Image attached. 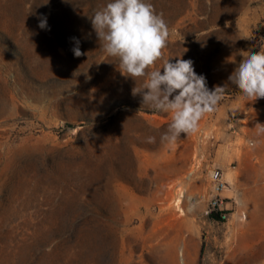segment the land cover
I'll use <instances>...</instances> for the list:
<instances>
[{
    "label": "rangeland",
    "instance_id": "obj_1",
    "mask_svg": "<svg viewBox=\"0 0 264 264\" xmlns=\"http://www.w3.org/2000/svg\"><path fill=\"white\" fill-rule=\"evenodd\" d=\"M108 2L0 0V264H264V98L228 80L264 48V0H150L170 30L154 67L226 89L174 143L99 46Z\"/></svg>",
    "mask_w": 264,
    "mask_h": 264
},
{
    "label": "clouds",
    "instance_id": "obj_2",
    "mask_svg": "<svg viewBox=\"0 0 264 264\" xmlns=\"http://www.w3.org/2000/svg\"><path fill=\"white\" fill-rule=\"evenodd\" d=\"M90 20L99 46L116 59L121 75L135 82L144 78L143 84L132 88V95H140L142 105L154 111L171 114L161 142L174 143L182 134L197 131L199 121L215 109L226 89L217 85L210 90L190 59L179 56L173 63L169 58L162 67H154L162 59L170 30L150 0H109ZM46 26V18H41L39 27ZM73 52L76 57L83 54L78 46ZM228 80L247 100L264 98V48L243 55ZM258 126L264 132V125ZM146 142L155 143L156 137L148 136Z\"/></svg>",
    "mask_w": 264,
    "mask_h": 264
},
{
    "label": "built area",
    "instance_id": "obj_3",
    "mask_svg": "<svg viewBox=\"0 0 264 264\" xmlns=\"http://www.w3.org/2000/svg\"><path fill=\"white\" fill-rule=\"evenodd\" d=\"M220 187H223V183H219V185L217 186V189H220ZM216 203V201H215Z\"/></svg>",
    "mask_w": 264,
    "mask_h": 264
},
{
    "label": "bare ground",
    "instance_id": "obj_4",
    "mask_svg": "<svg viewBox=\"0 0 264 264\" xmlns=\"http://www.w3.org/2000/svg\"><path fill=\"white\" fill-rule=\"evenodd\" d=\"M180 201H181V200L179 199L177 205H179Z\"/></svg>",
    "mask_w": 264,
    "mask_h": 264
}]
</instances>
